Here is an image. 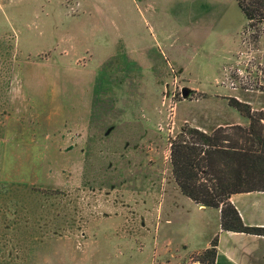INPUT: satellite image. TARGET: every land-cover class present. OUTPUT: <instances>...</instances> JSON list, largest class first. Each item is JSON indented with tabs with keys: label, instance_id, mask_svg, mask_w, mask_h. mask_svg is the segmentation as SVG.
<instances>
[{
	"label": "rangeland",
	"instance_id": "374dc122",
	"mask_svg": "<svg viewBox=\"0 0 264 264\" xmlns=\"http://www.w3.org/2000/svg\"><path fill=\"white\" fill-rule=\"evenodd\" d=\"M247 27L237 0H0V175L17 186L0 180V207L7 219L27 200L33 235L0 237V264H89L95 232L119 228L107 197L131 208L121 232L136 217L165 226L172 191L125 203L113 188L153 173L172 188L173 141L247 125L232 99L263 111L264 40ZM176 213L175 239L192 247L218 231L214 210ZM115 241L105 264L145 248Z\"/></svg>",
	"mask_w": 264,
	"mask_h": 264
},
{
	"label": "trees",
	"instance_id": "16d2710c",
	"mask_svg": "<svg viewBox=\"0 0 264 264\" xmlns=\"http://www.w3.org/2000/svg\"><path fill=\"white\" fill-rule=\"evenodd\" d=\"M256 40H264V0H237ZM247 125L212 133L189 131L191 141L172 142L171 166L181 193L198 206L221 213L224 232L264 236V228L247 226L230 202L234 195L264 192V109L255 112L236 99L229 102ZM186 135V134H185ZM219 239L204 252V264H216Z\"/></svg>",
	"mask_w": 264,
	"mask_h": 264
},
{
	"label": "crops",
	"instance_id": "0c3cea01",
	"mask_svg": "<svg viewBox=\"0 0 264 264\" xmlns=\"http://www.w3.org/2000/svg\"><path fill=\"white\" fill-rule=\"evenodd\" d=\"M200 131L204 133V128ZM171 175L173 177L172 188L168 185L167 189L161 182L160 173H153L152 177H150V175H146L147 177L143 176L140 179L142 181L136 185L130 186L129 184H126L114 186V196L120 197L122 195L125 203L130 202V196L133 194L152 195L155 196L156 199V197L158 198L164 189L166 190V194L169 193V191H172L174 200L168 207L165 205L167 207V211L164 224L169 227L166 228L161 221L155 225V230L152 232L149 222L146 219L136 217V219L133 220L135 222H131L128 226L129 228L124 232H121L124 224H127L128 221L131 220L128 215V211L130 212L131 208L129 205L126 207L125 205H122L121 200L118 204H114L112 197H107V200H104L101 205L105 209L111 205L113 206L108 210L118 220L119 228L115 225V222L117 221H114L111 222V226L116 227L115 234L112 232H101V230H97L95 232L94 239H90L89 242V264H105L104 261H101V258L105 257L104 259L107 261L110 259L106 253V248L110 244L112 245V248H114L116 242L115 240L117 238H119V243L124 241V244L128 247H131L130 245L138 241L144 244V251H141L137 258L136 263L138 264H154L155 261L158 263L171 262L173 264H183L190 256L210 249L212 247V242L216 237L219 239L216 264H264V236L224 232L221 228L220 211L198 206L192 200L183 196L173 173H171ZM13 179V175H0V180H8L10 190L12 189V186H16V184L12 182ZM24 201L27 203V200L24 199ZM79 202H81V199H79ZM94 202L97 203L95 198ZM181 202L185 203V206L189 207V209L194 208L198 210L202 216L201 219L204 218V214H207L210 210L216 211L219 215L220 225L218 231H214L210 238L206 240L204 249L192 247L188 242H186V240L179 241L178 239H175L173 233V231H175V214H177L176 211L177 208L180 207ZM230 202L237 208L247 226L264 228V192L234 195L230 199ZM25 203L22 204L23 206H20V213L15 209L12 217L7 219L5 216V210L0 207V237L3 236L9 239L12 238L15 241H26L32 243L31 240L33 235L32 232L29 231V225L31 223L28 222L30 218L26 214L29 206L25 205ZM110 209H112V211ZM93 225H95V223ZM93 225H89V227H92ZM52 227H54L53 229H55V232L58 233V231L62 232L65 225L62 221L58 220L56 223L52 224ZM99 227L100 225L96 224L94 228L99 229ZM54 236L55 235L53 234L51 237H48L50 239L56 238ZM118 246H120V244H118ZM3 254V252H0V257L3 256ZM60 254H63L62 250L60 253H56L55 257L62 260ZM75 255H73L74 260L76 259ZM45 259L51 258L46 257ZM58 264L65 263L62 260L58 261Z\"/></svg>",
	"mask_w": 264,
	"mask_h": 264
},
{
	"label": "built area",
	"instance_id": "2783aa9c",
	"mask_svg": "<svg viewBox=\"0 0 264 264\" xmlns=\"http://www.w3.org/2000/svg\"><path fill=\"white\" fill-rule=\"evenodd\" d=\"M202 253H196L188 258V260L183 264H204L202 261ZM161 264H173L171 262L161 263Z\"/></svg>",
	"mask_w": 264,
	"mask_h": 264
},
{
	"label": "water",
	"instance_id": "95a60500",
	"mask_svg": "<svg viewBox=\"0 0 264 264\" xmlns=\"http://www.w3.org/2000/svg\"><path fill=\"white\" fill-rule=\"evenodd\" d=\"M189 95V92L188 91H184V97L187 98Z\"/></svg>",
	"mask_w": 264,
	"mask_h": 264
}]
</instances>
